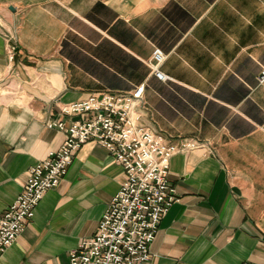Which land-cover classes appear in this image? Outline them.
Here are the masks:
<instances>
[{
  "label": "crops",
  "instance_id": "1",
  "mask_svg": "<svg viewBox=\"0 0 264 264\" xmlns=\"http://www.w3.org/2000/svg\"><path fill=\"white\" fill-rule=\"evenodd\" d=\"M263 71L264 0H0V216L63 143V105L145 83L141 124L201 145L171 159L179 200L144 264H264ZM125 178L85 143L0 264H70Z\"/></svg>",
  "mask_w": 264,
  "mask_h": 264
},
{
  "label": "built area",
  "instance_id": "2",
  "mask_svg": "<svg viewBox=\"0 0 264 264\" xmlns=\"http://www.w3.org/2000/svg\"><path fill=\"white\" fill-rule=\"evenodd\" d=\"M17 44L10 45L14 60ZM167 54L159 47L148 65L161 81L171 78L161 66ZM264 83V71L259 78ZM145 83L127 93L91 95L65 104L63 115L74 118L49 121L65 135L63 143L33 166L23 191L0 216V257L34 217L45 193L65 177L76 153L88 141L106 147L122 165L126 178L112 197L93 237L83 239L70 252V264H144L151 259V245L159 223L179 200L169 179L172 157L195 149L201 143L188 139L167 143L161 134L141 124ZM241 264H256L245 261Z\"/></svg>",
  "mask_w": 264,
  "mask_h": 264
}]
</instances>
